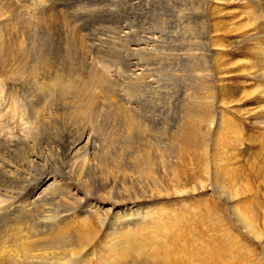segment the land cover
<instances>
[{
  "label": "rangeland",
  "instance_id": "1",
  "mask_svg": "<svg viewBox=\"0 0 264 264\" xmlns=\"http://www.w3.org/2000/svg\"><path fill=\"white\" fill-rule=\"evenodd\" d=\"M215 1L206 2L208 17L220 30L222 22L230 31L212 33L211 38L223 39L226 47L212 46L210 49L216 57H219L220 49H224L219 58L224 65L217 71L219 75L215 68V72L208 70L207 83L195 86L192 85L189 66L177 61L187 54L188 33L184 32L185 39H182L181 27L171 28L170 17L165 14L169 12L167 9L172 13L183 11L186 5L182 1L71 0L67 3L66 0H53L50 7L55 16L40 26L33 17L46 12L30 10L27 15L33 25L23 30L20 38L35 51L63 52L66 47H97L128 53L130 45L149 36L152 29L161 32L158 43L145 45L147 49L153 48L154 51H150L152 57L140 56V61L147 63L143 68L150 69L148 73L143 71L146 74H142L140 81L152 77L161 81L160 90L165 95L160 96V102L166 109L165 114L158 116L160 125L157 131L163 138L159 146L149 147L152 168L150 174H145L143 171L148 170L147 166L140 161L145 156L144 148L140 145L138 159L132 155L139 145L137 137H121L118 118H108L105 125L96 130L95 127L102 124L103 114L99 113L98 125L95 123L91 127L95 129H91L94 141L104 144L102 139L113 138L109 145L112 154L89 157L91 169L82 172L73 169L70 173L62 150L53 142L52 145L46 143L44 129L25 113L26 104L22 103L23 96L17 88L16 103L9 104L7 109L0 108V170L16 168L15 175L0 171V204L15 201L18 197L26 198L35 190L42 174L54 175L64 161L61 172L66 178L61 184L53 183L50 188L51 193L57 190L59 196L55 198V203L59 204L55 208L56 215H67L61 217V221L74 223L76 213L89 205L92 224L95 225L97 220L101 226L102 222L111 225L116 216H122L125 210H133L130 221L139 223L135 228H129L128 232H132L129 236L136 239L132 242L135 248L143 245L132 250L131 264H264V81L257 79L249 66L250 62L256 61L252 51L256 44L246 39L261 32L258 25L251 23L262 13L263 7L259 10L256 2L248 0ZM18 2L19 6L11 4L20 15L16 16L22 19L27 12L25 6L34 7L36 0ZM159 3L169 8H162ZM7 11L6 5H0V16ZM12 20L16 22L14 17ZM248 23L249 26L243 28ZM240 24L241 29L237 28ZM4 40L0 30V43ZM248 46L251 52L247 51ZM153 57L159 58L156 61L160 60V63L152 60ZM104 62L108 64L105 59ZM115 64H108L112 69L110 79L114 82L111 91L120 104L130 107V98L126 94L129 82L118 74ZM50 70L37 68L34 76L27 75L25 85L20 89L28 93L32 91L35 95H48L46 100L40 96V109L43 110H36V116L41 118L46 116L50 99L58 92L57 86L39 87L41 77ZM1 82L0 78V102L4 99L9 103L8 98L13 97L14 89L9 90ZM93 90L97 91V87ZM146 91L145 96H148L149 91ZM137 93L143 92L139 90L133 94ZM66 95L70 96V93ZM101 100L103 104L108 101L107 98ZM20 102L25 114H21L17 104ZM142 108L145 109L143 105L137 107L141 113ZM129 111L132 114V109ZM133 117L137 116L134 114ZM190 127L200 131L196 129L191 134ZM151 133L146 129L147 136ZM67 189L71 190V198L76 200L73 204L67 203ZM66 206L70 211L66 212ZM237 212L254 220L259 236L250 235L242 227L236 219ZM218 243H222L221 248L216 247ZM91 260L90 264H99Z\"/></svg>",
  "mask_w": 264,
  "mask_h": 264
},
{
  "label": "bare ground",
  "instance_id": "2",
  "mask_svg": "<svg viewBox=\"0 0 264 264\" xmlns=\"http://www.w3.org/2000/svg\"><path fill=\"white\" fill-rule=\"evenodd\" d=\"M18 1L20 0H0L1 6L6 5L8 7V11L0 16V30L5 36V40L0 43L1 85L9 88V90L12 88L15 91H13V97L8 98V100L10 99L9 103L8 101L5 102L4 99L0 102V108L4 107L7 109V107L9 108V104L16 103L15 100L17 98L15 95L18 88L19 93H22L23 96L22 103L26 104L25 113H28V116L32 120H37L36 125L42 127V130L44 129L42 132L45 134L44 140L46 143L51 144L53 142L54 145L59 147V150H62L70 173L73 169L81 172L91 169V159L94 156L103 157L112 154V148L109 145L113 138L108 140L102 139L104 144L102 142L95 143L94 134L91 129L100 130L108 118H118V125H121V137L125 139L132 137V135L137 137L139 145L132 152L134 158L138 159L140 156L138 155L140 145L144 148L145 158L142 157L140 161L148 169H144L143 172L150 174L152 162L148 154L150 152L149 147L154 146V144L156 146L161 144L163 135L162 138L158 135L157 127L160 125L158 116L161 113L165 114L166 108L160 102V96L164 93L163 90H160L161 81L159 79L156 80L152 76L148 80L140 81L144 73L143 71H146L144 69L145 64H147L143 63L142 60L140 61V56L145 55L148 58L152 55L150 51L153 52V48L147 49L148 47L145 45L158 43V37H160L161 32L152 29L149 32V36L146 35L144 36L145 38L138 40V42H133L130 45V49H128V53L113 52L110 49H99L97 47H92V49L90 47H66L65 50L63 49V52L60 50L49 51L47 49L35 51L20 38L23 34L21 32L23 30L26 31L29 25H33L30 16L27 14L30 10L41 9V13H46L33 18H37V26L42 25L41 23L47 24L55 16L53 8L50 7L53 6V0H36L34 7L25 6L27 7V12L22 19L17 17L20 15L11 4L15 3L19 6ZM66 1L69 3L71 0ZM181 1L183 5H186L183 11L172 13L170 9H167L166 12L169 11L170 13H165L170 17L168 20L172 22V25L170 23L171 28L181 27L182 32H180V36L182 39H185L183 33H188L187 43L185 44L187 54L182 57L180 56L177 61L189 66L192 73V85L195 86L197 83L205 84L210 75L207 71L211 69L215 72V68L216 74L219 75L217 71L222 70V65H224V61L219 59L224 49H220L219 57H216L211 53L210 48L212 46L225 48L226 45H224L223 39H212L211 34L218 31H222L225 34L229 33L230 30H227L221 21L220 30L216 25L217 23L209 19L206 6L208 0H178V2ZM248 1L250 3L256 2L255 6L259 10L263 7L261 9L262 13L256 15L255 21L251 23L255 24V26L258 25L262 29L261 32L256 33L254 37L251 35L246 39L254 41L253 43L256 44L252 46L256 61L250 62L249 66L251 70H254L255 77L264 81V0ZM215 2L219 3L221 1L217 0ZM45 6L49 7L45 8ZM159 6L164 9L169 8L166 4H160ZM43 8L45 9L43 10ZM9 16H13L16 22L13 23V17ZM184 21L185 24L183 25ZM248 26L249 23L243 26V28ZM126 28L128 29V26ZM235 28L236 26L233 27V30ZM237 28L241 29L242 25H237ZM156 32L159 35H153ZM19 38L22 40H19ZM246 48L248 52H251V47L248 46ZM156 58L153 57L152 60L156 61ZM104 59L108 64L114 65L116 63L118 74L123 80L126 79L129 82L126 94L130 98L128 101L130 107L120 104L116 96L114 98L115 94L111 91L114 85V82L110 79L111 65L108 66L105 62L102 63ZM159 61L156 62L160 63ZM156 66L158 65L156 64ZM39 67L43 70L51 69L41 77V81L39 80L41 85L39 87L46 88L48 85L58 87V92L56 96L50 99L47 114L43 118L39 117L40 115L36 116V110H43L40 109L41 100L42 98L46 100L48 95L45 97L39 94L35 95L32 91L28 93L25 90H20L25 85L27 75L34 76L35 70L39 69ZM147 71L146 73H148ZM28 81L27 83H31V81ZM93 87H97V91L93 90ZM132 90L133 93L139 90H142L143 93L133 94ZM146 90L149 91L148 96H145ZM67 93H70L71 97L66 95ZM101 98H107L108 101L105 100L106 102L103 104L102 100L100 101ZM22 103L17 104L21 108V114H25V108L21 106ZM139 105L145 107V109L142 108L144 109L143 113L139 112L141 109H137ZM42 106L44 105L42 104ZM129 108L132 109V114H129ZM99 113L103 114L102 124L95 127V129L91 128L95 123L98 125L96 120L98 121ZM134 114L137 116L136 118L133 117ZM146 129L152 132L151 135L147 136L145 134ZM190 129L191 134H194L197 130L200 131L196 127H190ZM189 134L186 133V135ZM99 138L96 142H98ZM184 142H186V139ZM63 163L60 164L61 168L63 167ZM61 168L59 172L54 170V175L42 174L35 190L30 192L23 200L21 197H18L15 201L0 204V264H90L92 262L91 259L96 260L99 264H131L133 261L132 250L139 249L143 245L141 244L135 248L132 242L136 239L132 238L131 235L129 236L131 232H128L129 228H135L139 223L130 221L131 216H134L133 210L130 208L132 212L125 210V214L119 217L116 216L111 225L102 222L100 226L97 220L95 225L92 224L93 219L88 215V213L92 212V209L87 205L88 207L84 206L77 212L78 214L76 213L73 219L75 220L74 223L62 222L61 217L67 215H56L55 208L59 204L55 203L57 202L55 198L58 196V193L57 190L56 192H50L53 183L61 184L63 178H66L64 173L61 172ZM0 171L8 173V175H15L16 168L13 167L12 170L6 169L5 171ZM73 181L76 183V180ZM156 190L162 192L158 188ZM67 191L69 195L67 203L73 204L76 200L71 198V190L67 189ZM42 203L45 206H42ZM65 208L66 212L70 211L67 206ZM248 217L244 216L242 212H237L236 214V219L242 224V227L251 233L250 235L259 236L260 234L258 235V232L255 230L254 220L252 221V218L249 219L250 217ZM134 218H136V215ZM253 218L255 217L253 216ZM209 240H213V237ZM217 245L215 246L218 248L222 247V243H218ZM173 262L176 263L175 261ZM137 264H140V262H137Z\"/></svg>",
  "mask_w": 264,
  "mask_h": 264
}]
</instances>
